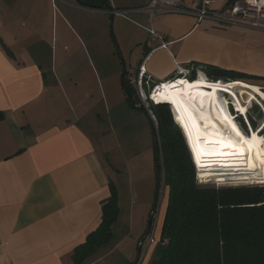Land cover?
<instances>
[{
    "label": "crops",
    "instance_id": "1",
    "mask_svg": "<svg viewBox=\"0 0 264 264\" xmlns=\"http://www.w3.org/2000/svg\"><path fill=\"white\" fill-rule=\"evenodd\" d=\"M94 1L80 0L84 8L78 9L109 17L104 5L115 9L126 23L121 31L124 42H132L127 57L135 60L134 69L150 54L147 71L158 81L174 77L181 63L242 74L264 87V32L165 13L152 21L159 39L146 35L148 14L135 11L152 0H131L134 7L107 0L98 8ZM235 1L215 0L213 9ZM52 5V0H0V264H75L74 251L98 228L102 204L111 196L113 169L105 160L111 150L92 110L102 102L94 106L90 90L91 78L101 76L70 69L79 66L81 37L64 16L55 24ZM161 43L167 48H159ZM141 156H152V149ZM141 206L140 214L147 210ZM97 253L85 264L101 262L94 260Z\"/></svg>",
    "mask_w": 264,
    "mask_h": 264
},
{
    "label": "trees",
    "instance_id": "2",
    "mask_svg": "<svg viewBox=\"0 0 264 264\" xmlns=\"http://www.w3.org/2000/svg\"><path fill=\"white\" fill-rule=\"evenodd\" d=\"M106 1L96 0L93 4L97 6L92 7L98 8V4ZM83 5L91 7L90 4ZM205 72L214 81L249 83L242 74H227L215 68H206ZM127 75L126 72L123 90L127 101L135 108L131 99L136 98V94L128 84ZM195 80L194 76L192 82ZM152 112L158 121L160 171L166 207L159 242L154 246L149 264H264V186L200 185L194 156L176 122L177 118L174 122L166 105L153 106ZM146 114L152 122L147 111ZM239 121L245 129L242 118ZM251 122L253 124L252 119ZM261 149L264 150L257 147L256 156H264ZM262 171L263 176L255 180L264 178L263 163ZM227 178L252 179L241 176ZM110 189V198L102 204L100 225L74 251L72 258L75 264H85L114 240V226L120 208L113 182Z\"/></svg>",
    "mask_w": 264,
    "mask_h": 264
},
{
    "label": "rangeland",
    "instance_id": "3",
    "mask_svg": "<svg viewBox=\"0 0 264 264\" xmlns=\"http://www.w3.org/2000/svg\"><path fill=\"white\" fill-rule=\"evenodd\" d=\"M111 1H113V3L118 7H124L126 5H129V7H134L131 0ZM79 3L80 2L77 0H52V4L54 5H52V10H54L53 19L56 24L58 22V18H62V16H64L65 20L69 21L73 25L74 29L78 31L81 37L82 48L84 51H79L77 57L79 66H71L70 64V69L75 68L78 72L86 71L87 73L92 71L93 73L100 74L101 76L100 78L96 77L95 80H93V78L90 80V90L92 91L93 99L92 102L94 106L98 105L97 101L100 103L102 102L103 104L107 103V106L106 108H102L101 103L96 109L92 108V110L94 112V116L101 124V136H107L106 141H108L107 144L108 148L111 150V153L105 156V160L107 161V164L113 169L112 182L114 183V186L118 192L120 208L114 232L115 239H117V241L114 239L105 248L98 250L94 260L100 259L101 262L98 264H134L138 257L139 244H137V241L138 238H141V235L143 236L145 233L148 215L152 208L150 204L151 201L153 204L156 184L154 176L155 169L153 136L150 119L146 112L135 109L131 103L127 101L126 94L124 93L122 87V62L125 65L128 75H132L135 71V60L130 63L127 57V52H129L131 49V47H127V45L130 46L132 42L128 41L125 43L121 31L122 28L126 27V23L122 19H119L120 15H116L117 17L114 16V20L111 22V17L109 16H103L99 13H85L81 9H78L79 7H83ZM122 10H125V8H120L118 11ZM96 11L99 12L98 10ZM89 69L91 70L89 71ZM203 80L205 81V79ZM228 83L231 84L234 82ZM249 84L250 83L247 85ZM252 85L258 86L255 84H250L249 86ZM117 90L119 91L118 93ZM134 99L136 101V98ZM225 99L228 100V103L231 102V99ZM227 107L228 114L232 121L235 122L236 129L244 137L248 138L252 131H258V129L263 128L264 98L262 96L257 97V100L253 103L252 110L249 111L250 113L248 112L249 114L247 116H241L242 122L246 126L245 129L241 122L239 120L236 121V119L233 117L234 114L231 113L229 106ZM170 112L174 119L175 114H173L171 110ZM235 112H237V110H235ZM245 118L248 120L251 131L248 128V123L246 122ZM152 122L158 129V121L154 112H152ZM179 124H181L180 121ZM263 132L264 131L260 132L261 137H264ZM182 134L185 138V133L182 132ZM99 137L100 136L95 134V141H97ZM186 139L187 137L185 140ZM187 142L188 140L186 143ZM263 146L264 145L261 144L259 148L264 149ZM147 147H149L148 150ZM151 149L152 156H141L143 153L146 155L148 151H151ZM118 153L119 155L125 156H117ZM134 153L137 156H131ZM262 157L264 156H261V158ZM259 163L262 170V163L264 166V160H260ZM196 169H199V167L197 166ZM197 174L198 176L200 175L198 170ZM148 177L151 179L150 182ZM241 177H251L252 179L235 180V178H218L216 181L210 182L203 178L202 179L207 183V186L215 187L228 185L264 186V178L255 180V178L259 177ZM148 182L149 184L151 183V194L149 197L148 194L145 196V190L148 189ZM147 200L150 201V203L148 202L149 204L147 203L148 205L145 203ZM142 204L143 208H146L147 210L145 213L140 214L139 212L140 209H142ZM135 205H137V207ZM165 207L166 203L163 188L161 190L158 212L155 216L154 225L152 227V233L155 234L156 238H158L160 235L162 219L164 218L165 214ZM137 214L138 216H142V221H138L136 217ZM154 246L155 245L146 247L144 245L137 264H149L151 262Z\"/></svg>",
    "mask_w": 264,
    "mask_h": 264
},
{
    "label": "bare ground",
    "instance_id": "4",
    "mask_svg": "<svg viewBox=\"0 0 264 264\" xmlns=\"http://www.w3.org/2000/svg\"><path fill=\"white\" fill-rule=\"evenodd\" d=\"M197 79L165 84L155 91L153 98L159 104L171 105L172 113L181 124L175 115L174 120L182 127V132L185 131L194 153L199 176L208 182L232 176L261 177L259 161L264 158L257 157L255 150L264 145V137L259 135L264 125L245 137H256L249 148L237 135L238 130L233 127L235 122L229 116L227 106L233 103L234 112L237 110L239 116H247L254 101L259 96L264 98V93L259 87L243 82L209 84L203 75ZM228 97L231 98L229 103L225 99Z\"/></svg>",
    "mask_w": 264,
    "mask_h": 264
},
{
    "label": "built area",
    "instance_id": "5",
    "mask_svg": "<svg viewBox=\"0 0 264 264\" xmlns=\"http://www.w3.org/2000/svg\"><path fill=\"white\" fill-rule=\"evenodd\" d=\"M214 3L215 0H201L198 6H188L183 4L182 0H152L146 7L138 8L135 11L145 12L148 14V26L145 28L146 35H154L159 39L162 38L153 29L152 21L158 14L165 13L188 14L195 16L198 19V22L208 19L213 21L218 26H242L254 31L264 32V0H236L223 10L213 9ZM159 48L165 49L167 48V44L161 43ZM149 58L150 54L143 55L134 73L129 76L128 81L129 85L135 91L138 102L137 104L139 106H143L148 111L151 119V108L153 106L163 105L154 100L153 94L157 89L165 86V84L173 85L175 84L174 82L192 81L194 76L197 79L201 75L206 78L209 84H218L221 82L214 81L209 78L203 68L193 65L186 66L181 63H176V72L174 77L167 81H158L147 71V62ZM228 98L230 99V97ZM168 107L171 106L169 105ZM233 109L230 108V111L234 114L236 121H238L241 117L238 116V113L234 112ZM245 120L248 123L246 118ZM247 125L251 130L249 123ZM197 181L200 185L207 184L198 176V174ZM158 242V238H156L155 234L151 232L144 245L146 247H150L158 244Z\"/></svg>",
    "mask_w": 264,
    "mask_h": 264
},
{
    "label": "water",
    "instance_id": "6",
    "mask_svg": "<svg viewBox=\"0 0 264 264\" xmlns=\"http://www.w3.org/2000/svg\"><path fill=\"white\" fill-rule=\"evenodd\" d=\"M77 1L80 2V0H77ZM107 8L109 9V11L111 13V22H113L114 16H115V11H114L113 7H111L110 5L107 6ZM122 65H123L122 85H123V88H124V86H125L124 85V80H125L126 69H125V65H124L123 62H122ZM131 102H132L133 105H135V108L137 110L146 112V109L143 106H139L138 104H136V101H135L134 98L131 99ZM150 124H151L152 136H153L154 169H155L156 184H155L153 204H152V208H151V210L149 212L146 231H145L144 235L141 237V239L139 241L138 257H137V260H136V262L134 264L138 263V261L140 259V255H141L142 249L144 247V243L146 241V238L152 232V227L154 225V219H155V216H156V214L158 212V206L160 204V195H161V190H162V177H161V171H160V158H159V149H158V132H157L156 125L153 122H151V121H150Z\"/></svg>",
    "mask_w": 264,
    "mask_h": 264
},
{
    "label": "snow or ice",
    "instance_id": "7",
    "mask_svg": "<svg viewBox=\"0 0 264 264\" xmlns=\"http://www.w3.org/2000/svg\"><path fill=\"white\" fill-rule=\"evenodd\" d=\"M183 83V82H182ZM233 127H235V125H233ZM237 135L241 137V142L243 144H246L249 146V148H251L256 140V137L253 135V137L251 139H246L239 131H237ZM230 146V145H229ZM242 152V150H241Z\"/></svg>",
    "mask_w": 264,
    "mask_h": 264
},
{
    "label": "clouds",
    "instance_id": "8",
    "mask_svg": "<svg viewBox=\"0 0 264 264\" xmlns=\"http://www.w3.org/2000/svg\"><path fill=\"white\" fill-rule=\"evenodd\" d=\"M171 106V105H170ZM232 106V107H231ZM172 107H169V109L171 110ZM230 108H234L232 104H230ZM172 111V110H171ZM191 151V150H190Z\"/></svg>",
    "mask_w": 264,
    "mask_h": 264
},
{
    "label": "flooded vegetation",
    "instance_id": "9",
    "mask_svg": "<svg viewBox=\"0 0 264 264\" xmlns=\"http://www.w3.org/2000/svg\"><path fill=\"white\" fill-rule=\"evenodd\" d=\"M176 116V115H175ZM177 118V117H176ZM178 120V119H177ZM178 122H179V120H178ZM189 147L191 148V146L189 145ZM191 151H192V148H191ZM192 154H193V156H194V153H193V151H192Z\"/></svg>",
    "mask_w": 264,
    "mask_h": 264
}]
</instances>
